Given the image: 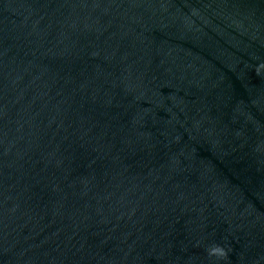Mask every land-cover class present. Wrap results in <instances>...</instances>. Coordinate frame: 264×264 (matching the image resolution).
<instances>
[{
  "label": "water",
  "instance_id": "1",
  "mask_svg": "<svg viewBox=\"0 0 264 264\" xmlns=\"http://www.w3.org/2000/svg\"><path fill=\"white\" fill-rule=\"evenodd\" d=\"M0 264H264V0H0Z\"/></svg>",
  "mask_w": 264,
  "mask_h": 264
}]
</instances>
